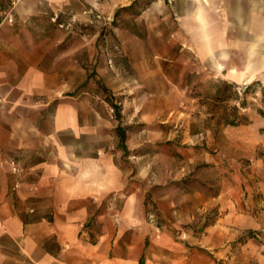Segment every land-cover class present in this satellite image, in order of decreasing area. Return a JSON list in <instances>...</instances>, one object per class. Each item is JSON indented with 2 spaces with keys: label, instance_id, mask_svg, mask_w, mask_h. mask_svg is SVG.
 <instances>
[{
  "label": "crops",
  "instance_id": "1",
  "mask_svg": "<svg viewBox=\"0 0 264 264\" xmlns=\"http://www.w3.org/2000/svg\"><path fill=\"white\" fill-rule=\"evenodd\" d=\"M98 1L120 2L0 0V264H264V209L242 182L205 197L219 214L198 243L204 250L171 254L173 233L147 218L146 194L130 186L120 140L92 146L80 106L57 101L47 64L56 43L37 23L48 11ZM180 1L183 20L201 29L225 13V27L246 50L232 74L252 78L264 67V0ZM218 42L225 47L209 46V58L231 59L232 41Z\"/></svg>",
  "mask_w": 264,
  "mask_h": 264
},
{
  "label": "rangeland",
  "instance_id": "2",
  "mask_svg": "<svg viewBox=\"0 0 264 264\" xmlns=\"http://www.w3.org/2000/svg\"><path fill=\"white\" fill-rule=\"evenodd\" d=\"M110 3H76L40 16V36L56 43L47 64L57 101H76L94 147L104 137L120 140L118 126L124 128L126 149L121 140L116 146L131 188L146 194L147 218L173 233L171 254L191 253L219 214L205 197L242 182L264 209V67L252 78L232 74L243 67L246 50L234 42L236 29L225 27V13L201 29L183 20L179 0ZM226 38L234 44L231 59H210L209 50L219 52L225 46L218 40ZM222 79L240 84L225 110L237 106L251 123L221 124L224 109L198 95ZM112 103L121 106V118ZM258 232L264 238V229Z\"/></svg>",
  "mask_w": 264,
  "mask_h": 264
},
{
  "label": "trees",
  "instance_id": "3",
  "mask_svg": "<svg viewBox=\"0 0 264 264\" xmlns=\"http://www.w3.org/2000/svg\"><path fill=\"white\" fill-rule=\"evenodd\" d=\"M213 85H214L212 88L213 90L210 89L207 94L199 93L198 95L202 97L206 102L215 104L218 106V108L220 107L221 109H224V111H222L223 113L220 117L219 122H221V124L223 125H233V126L251 123V121L248 119L246 115L239 114V108L237 106H234L235 110L233 113H229L225 110L227 107V102L235 98V96H238L239 91L237 87L240 84L236 81H229L222 79L215 82ZM262 92L264 95V89H262ZM112 104L115 108L117 117L121 118L122 116L121 106L116 103H112ZM118 132L120 135L121 146L124 149H126V145H125L126 132L124 128H122L120 125L118 126ZM147 211L149 212L150 210ZM151 215L154 216V213ZM157 215L160 216V213H157Z\"/></svg>",
  "mask_w": 264,
  "mask_h": 264
},
{
  "label": "built area",
  "instance_id": "4",
  "mask_svg": "<svg viewBox=\"0 0 264 264\" xmlns=\"http://www.w3.org/2000/svg\"><path fill=\"white\" fill-rule=\"evenodd\" d=\"M10 20L12 21V20H13V18H12V17H10ZM14 170H15V171H17V170H18V168L15 166V167H14Z\"/></svg>",
  "mask_w": 264,
  "mask_h": 264
}]
</instances>
